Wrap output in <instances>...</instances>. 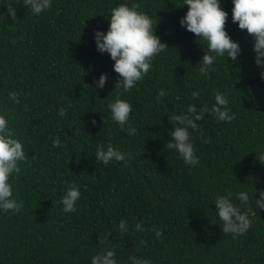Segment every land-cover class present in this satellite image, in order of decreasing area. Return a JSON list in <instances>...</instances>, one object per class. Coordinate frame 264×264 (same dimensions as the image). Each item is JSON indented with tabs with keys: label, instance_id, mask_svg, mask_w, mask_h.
<instances>
[{
	"label": "trees",
	"instance_id": "trees-1",
	"mask_svg": "<svg viewBox=\"0 0 264 264\" xmlns=\"http://www.w3.org/2000/svg\"><path fill=\"white\" fill-rule=\"evenodd\" d=\"M120 2L53 0L51 9L33 16L23 0H12L16 19L0 16V110L29 156L13 180L24 207L0 214V264H91V256L106 248L116 250L118 264H128L132 255L153 264H264V209L254 202L264 191V162L254 151L264 146V69L254 62L253 37L232 23V0H221L225 28L243 51L238 61L219 59L204 77L197 64L205 49L179 23L187 11L182 0H135L157 22L166 48L145 79L122 96L133 105L137 129L128 136L108 109L119 79L114 61L97 51L93 39L95 30L107 31L110 9ZM101 73L108 80L94 91ZM161 88L168 96L158 102ZM197 89L196 103L209 105L213 89L227 91L236 118L224 123L206 115L197 122L203 136L193 133L200 163L192 168L166 143L174 128L169 115L192 103ZM9 91L21 93L20 104L8 101ZM57 136L60 148L50 139ZM108 143L133 159L97 162V146ZM69 181L79 186L81 198L77 211L65 214L60 197ZM229 186L250 193L251 227L236 239L223 233L213 213L215 196ZM122 219L129 228L124 234L118 230ZM137 223L145 231H136Z\"/></svg>",
	"mask_w": 264,
	"mask_h": 264
},
{
	"label": "clouds",
	"instance_id": "clouds-1",
	"mask_svg": "<svg viewBox=\"0 0 264 264\" xmlns=\"http://www.w3.org/2000/svg\"><path fill=\"white\" fill-rule=\"evenodd\" d=\"M232 23H236L240 30H247L253 37L254 62L257 67L264 69V0H232ZM187 6V11L181 17L179 23L186 31L193 33L199 43L204 47L205 54L198 62L199 74L207 77L215 70L217 61L221 58L235 62L242 54L239 41L234 40L225 28L228 12L221 7V0H182L181 7ZM0 16H17V8L12 0H0V8H5ZM23 6L33 16H38L53 7V0H23ZM109 27L107 31L97 29L94 31L93 39L97 51L109 54L114 61L113 71L118 74L119 79L115 81L116 97L108 104L110 118L121 131L128 136H135L137 129L132 124L133 105L122 96L129 93L138 83L143 81L149 74L154 58L165 51L166 44L155 32L157 22L145 11L135 0L132 2L118 3L110 9ZM264 78V71L261 72ZM108 80L106 73H101L95 81L94 91L103 89ZM168 92L161 88L157 94V101H162ZM201 96L200 91L194 90L190 93L193 101L188 103L177 113L169 115V123L174 125L169 130L171 139L167 140L166 148L175 152L179 159L186 165L195 168L200 163V157L194 146L193 133H199L201 137V124L206 115H210L218 122L231 123L235 120V113L230 107L231 101L227 91L212 90L213 102L211 105L196 103ZM21 93L9 91L8 101L11 104L21 103ZM70 104L61 106L58 111L60 117H65ZM95 123V120L92 121ZM54 148L62 147L59 136L52 138ZM257 159L264 162V146L254 150ZM32 155V159H35ZM97 162L108 165L115 162L127 163L133 159L130 151H124L118 146L108 143L100 144L95 152ZM29 156L26 154L25 145L18 137L16 130L10 124V118L6 110H0V214L19 213L23 207V201L18 200L14 194V178L21 173V166L27 163ZM81 198L79 186L74 182H66L60 197L62 211L65 214L77 211V202ZM239 202V203H237ZM255 206L264 209V191H260L259 198L255 197ZM216 209L214 215L220 221V227L224 234H231L233 239L248 232L251 227L250 193L246 190L235 191L231 186L223 193L214 198ZM242 206L247 211H242ZM118 230L121 234L129 231L126 219L119 221ZM135 230L145 231L143 224L137 223ZM157 239L163 237L162 229H155ZM103 245L104 240H100ZM91 264H118L116 250L106 248L91 256ZM128 264H153L146 258L135 255L128 257Z\"/></svg>",
	"mask_w": 264,
	"mask_h": 264
}]
</instances>
